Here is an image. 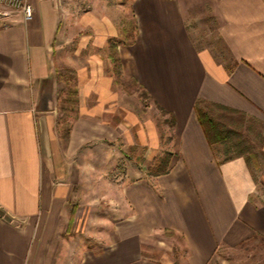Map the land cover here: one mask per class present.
<instances>
[{"label":"crops","instance_id":"0c3cea01","mask_svg":"<svg viewBox=\"0 0 264 264\" xmlns=\"http://www.w3.org/2000/svg\"><path fill=\"white\" fill-rule=\"evenodd\" d=\"M29 1V19L0 13V264H142L145 247L169 240L172 248L176 237L182 264H211L221 247L264 238V203L249 199L257 188L251 165L243 152L219 160L197 113L206 104L264 124V0H85L97 3V16L83 18L97 36L81 50L105 52L108 38L122 34L121 74L171 113L173 131L166 174L145 171L113 188L119 217L111 242L97 252L74 246V218L64 207L83 176L69 157L92 139L114 142L113 150L116 141L150 139L154 147L158 139L148 123L142 139L146 128L123 109L104 55L97 66L87 60L96 72L84 77L83 94L96 97L92 114L111 119L76 118L62 151L57 108L43 88L52 77L60 9L57 0ZM121 109L124 116H116ZM259 174L264 181V167Z\"/></svg>","mask_w":264,"mask_h":264},{"label":"rangeland","instance_id":"374dc122","mask_svg":"<svg viewBox=\"0 0 264 264\" xmlns=\"http://www.w3.org/2000/svg\"><path fill=\"white\" fill-rule=\"evenodd\" d=\"M57 1L61 25L54 42L56 49L53 54L56 56L51 67L52 77L43 88L46 96L50 97L57 108L60 121L58 137L62 151L66 147L71 125L76 118L84 115L100 121L111 119L106 114H92V111L95 112L93 107H96L98 103L96 97L94 95L85 97L83 94L85 85L83 79L89 70L94 68L89 67L87 60H94L97 66V60L101 59L100 62H103L104 55L107 63L105 70L113 79L115 92L123 97L120 99L123 109L132 110V115L137 118L136 126L141 125L144 129L146 128L144 134L141 132L142 139L144 135L150 134L147 123L153 126L158 139V146L154 147L150 145V139L149 144L145 145L141 142V138H137V144L134 146H127L116 141L114 150L110 147L114 142L92 139L69 157L73 163L76 161L81 176H83L78 179L79 183L75 186V192L64 207L65 214H72L74 218V224L71 227L75 236L74 246L75 249L83 247L97 252L111 242L109 233L112 225L110 224L117 221L119 217L115 213L118 205L115 203L117 195L113 194V188L135 178L136 174L139 176L147 172L146 167L151 165L149 162L151 155H162L164 152L173 154L171 151L172 116L151 100L139 84L123 76L121 68L115 72L114 65L108 56L109 45L121 43L122 34H119L118 38H108L105 52H91L93 51L92 46L81 50L80 46L86 44L87 41L90 44L97 36L96 31L92 30V24H85V19H83L88 14L97 16V13H94L97 3L85 0ZM126 22L130 28L133 22L130 15ZM85 27L90 32L85 31ZM88 38L90 39L87 40ZM96 54L99 56H92ZM92 72L96 70H91ZM197 108L215 122L224 136V140L214 144L219 160L234 157L240 152L250 159L253 176L257 182L256 191L251 198L252 201L263 204L264 181L260 179L259 172L264 167V124L253 120H241L239 117H234L206 104H199ZM84 109L90 110L91 113L83 114ZM123 114L124 110L121 109V113H116V116ZM253 162H259L260 166L253 168ZM103 233L108 235L98 242L97 237ZM167 242L169 243V240ZM168 243H162L158 249H154L153 246L145 247L142 251V264H182L185 249L181 240L176 237L172 248ZM211 264H264V238L255 235L234 247H221Z\"/></svg>","mask_w":264,"mask_h":264},{"label":"trees","instance_id":"16d2710c","mask_svg":"<svg viewBox=\"0 0 264 264\" xmlns=\"http://www.w3.org/2000/svg\"><path fill=\"white\" fill-rule=\"evenodd\" d=\"M130 30L131 31L134 30L133 26H131ZM127 35L132 36V32ZM109 52H110L109 59L114 65L115 72H118L120 68V58L117 55V44H114V43L110 44ZM197 113H198L199 123L201 127L203 128V131H204V134H205V137L208 143L210 145H213L215 143H218L224 140V136H222V132L217 128L215 122L211 120L205 113L201 112L199 108H197ZM170 157H171L170 152H164L162 155H156L155 157H153L151 165L147 168V172L152 175L166 174L169 169ZM245 160L247 164H249L250 166L249 158L245 156ZM221 162L222 161H219L218 163L220 164ZM252 165H253L252 166L253 168L259 167V165L256 162H254ZM251 171H252V168H251ZM254 179L256 180L255 176H254ZM249 199L252 200L251 196L249 197Z\"/></svg>","mask_w":264,"mask_h":264},{"label":"built area","instance_id":"2783aa9c","mask_svg":"<svg viewBox=\"0 0 264 264\" xmlns=\"http://www.w3.org/2000/svg\"><path fill=\"white\" fill-rule=\"evenodd\" d=\"M19 12L25 19H29L33 14V6L29 0H0V13L5 10Z\"/></svg>","mask_w":264,"mask_h":264}]
</instances>
